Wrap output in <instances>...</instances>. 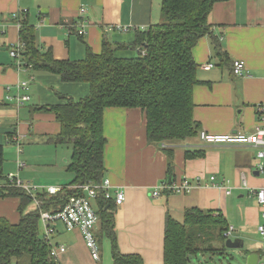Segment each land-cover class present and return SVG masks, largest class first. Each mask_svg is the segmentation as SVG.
Returning <instances> with one entry per match:
<instances>
[{
  "label": "crops",
  "instance_id": "0c3cea01",
  "mask_svg": "<svg viewBox=\"0 0 264 264\" xmlns=\"http://www.w3.org/2000/svg\"><path fill=\"white\" fill-rule=\"evenodd\" d=\"M23 9H28L38 41L51 48L56 59L79 60L88 51L100 53L104 38L115 43L133 41L135 29L147 28L161 20L162 0H0L3 176L18 174L22 181L43 192L49 186L68 185L74 174L68 168L73 148L68 143L54 141L61 132L57 115L40 108L60 104L69 96L86 97L90 85L64 82L59 75L17 67L10 50L19 44L20 28L12 15ZM209 21L212 34L227 50L231 62L241 59L246 68L244 75H235L231 62L224 63L216 55L213 36L202 37L194 48L200 81L193 91L194 119L199 123V131L251 133L260 120L258 108L264 106V0L217 2ZM82 25L85 34L79 35ZM135 53L121 49L117 56L132 57ZM208 64H212L210 69L205 68ZM23 81L28 82L26 93L30 99L20 104L17 88ZM146 124V113L140 108L110 107L104 111L105 178L112 182V193L120 189L126 195L121 205L112 200L119 252L139 256L145 264H164L167 215L182 223L187 209L199 207L222 214L228 229L234 227L230 236H225L226 241L242 239L244 247L245 244L249 247V254H262L264 236L259 226L264 224V207L252 192L264 187V171L257 169L258 148L207 144L199 135L173 141L170 144L174 149L172 182L186 178L193 188L188 193L163 191L154 197L151 193L155 186L168 181V157L148 142ZM186 151L195 155L186 158ZM19 161L24 162L21 168ZM212 176L216 177L215 182L224 180L226 187L212 185ZM198 177H203L201 183L196 180ZM3 182L1 179L0 183ZM93 202L98 210L97 199ZM18 204V198L0 197V216L17 222ZM59 223L55 225L53 242L67 248L60 256L62 264H117L112 239L101 230V221L96 227L98 241L101 237L100 260L92 258L78 229L68 230Z\"/></svg>",
  "mask_w": 264,
  "mask_h": 264
},
{
  "label": "trees",
  "instance_id": "16d2710c",
  "mask_svg": "<svg viewBox=\"0 0 264 264\" xmlns=\"http://www.w3.org/2000/svg\"><path fill=\"white\" fill-rule=\"evenodd\" d=\"M220 1L226 0H162L161 20L147 28L135 29L133 41L115 43L104 38L100 53L88 51L87 56L79 60L56 59L52 49L40 43L28 9L12 15L20 28L19 44L10 50L11 56L16 52L17 56L12 57L17 67L59 75L64 82L88 83L90 94L81 99L65 97L60 104L40 108L54 112L61 123V132L54 141L68 143L73 148L68 168L74 178L59 192L51 194L46 189L32 193L16 186V180L7 181L2 171L3 147L0 145V180L4 179L0 183V197L18 198L20 214L15 223L0 216V264H61L51 255L49 242L40 235L41 212L61 211L70 197L86 194L76 185L100 183L105 179L104 111L107 108H140L146 113L148 142L166 153L167 179L172 182L174 149L170 144L199 134V123L194 119L193 91L200 82L194 48L202 37L211 35L216 55L224 63L231 62L227 50L212 34L209 21L215 3ZM121 49L136 53L132 57L117 56ZM194 155L186 151V158ZM97 201L101 230L112 239L116 263L145 264L139 256L119 252L113 201L102 195ZM227 229L224 216L212 210L189 208L182 223L167 215L164 264H190L193 255L207 250L225 254ZM205 232L222 241V246L210 244L212 239H201Z\"/></svg>",
  "mask_w": 264,
  "mask_h": 264
},
{
  "label": "built area",
  "instance_id": "2783aa9c",
  "mask_svg": "<svg viewBox=\"0 0 264 264\" xmlns=\"http://www.w3.org/2000/svg\"><path fill=\"white\" fill-rule=\"evenodd\" d=\"M84 11L85 9L82 7L81 13H83ZM79 34H85V29L83 25L79 30ZM12 56H17L16 52L13 51ZM211 67L212 64H208L205 66L206 69H210ZM245 68L246 66L243 60L237 59L234 61L233 72L235 75H244ZM17 89L19 91V94L17 96L18 103L21 104L30 99V95L26 93V90L28 89V82H20V84H18ZM258 110H260V120L257 123L255 130L251 133H211L206 130H200L198 134L199 138L202 142L207 144H242L255 146L256 148H258L257 169L264 171V106H261L260 108H258ZM18 163V166L20 168L24 166V162L19 161ZM6 179L7 181L16 180V186L24 187L32 193H35L36 189L38 190L36 186L27 184L22 181L18 174L10 173L6 176ZM202 179L203 177L196 178L198 183H201ZM210 179L212 181V185L221 186L224 188L226 187L224 185V180L222 182H215V176H212ZM76 187L83 190L86 194L70 197L61 211L51 213L49 211L43 210L41 212V222L45 229L44 238L51 245V255L57 261H60V256L66 252L67 248L65 245L55 244L53 242V235L56 232V223L61 222L68 230L78 229L83 236L85 244L90 250L92 258L94 260H100L101 246L96 236V227L100 222V218L97 213V210L94 208L93 200L98 199L99 196L102 195L104 199H114L117 205H121L126 200V195L124 191L120 189L116 190L115 193H112V182L109 178H105L100 183L88 182L76 185ZM192 188L193 184L185 178L179 182H162L159 185L155 186V189L152 191L151 194L155 197L159 196L163 191L173 193H188L192 190ZM47 190L49 193L55 194L59 192L61 188L49 186ZM252 192L256 194L259 203L264 207V187L257 191L252 190ZM36 204L38 203L36 202ZM233 231L234 227H229V229L226 231L225 236H230ZM259 231L264 236V224L259 226ZM257 264H264V247L262 250V254H260L259 261Z\"/></svg>",
  "mask_w": 264,
  "mask_h": 264
},
{
  "label": "rangeland",
  "instance_id": "374dc122",
  "mask_svg": "<svg viewBox=\"0 0 264 264\" xmlns=\"http://www.w3.org/2000/svg\"><path fill=\"white\" fill-rule=\"evenodd\" d=\"M94 203V202H93ZM94 208L96 209V204L94 203ZM61 224V223H59ZM45 234V229L43 224H40V235L43 237ZM231 237H234L231 236ZM55 239V238H54ZM201 239H212L211 243L213 246L214 244L218 247L222 246V241H220L217 237L212 238V234L210 233H202ZM201 244V241H199ZM106 247H108L106 245ZM249 247L247 244H245V247L243 249H226V252L224 255H220L217 253H212L211 251H201L198 253V255H193L192 260L190 264H247V260L245 259V256L249 254ZM231 257H234V259H230Z\"/></svg>",
  "mask_w": 264,
  "mask_h": 264
},
{
  "label": "water",
  "instance_id": "95a60500",
  "mask_svg": "<svg viewBox=\"0 0 264 264\" xmlns=\"http://www.w3.org/2000/svg\"><path fill=\"white\" fill-rule=\"evenodd\" d=\"M226 247L229 249H243L244 248V242L242 239L239 238H229L226 241ZM259 253L253 252L250 254H247L245 256V259L247 260V264H257L259 261ZM231 260L234 259V257L230 258Z\"/></svg>",
  "mask_w": 264,
  "mask_h": 264
}]
</instances>
